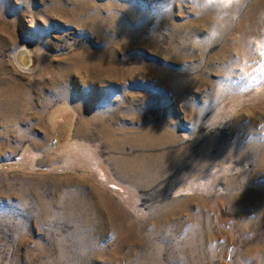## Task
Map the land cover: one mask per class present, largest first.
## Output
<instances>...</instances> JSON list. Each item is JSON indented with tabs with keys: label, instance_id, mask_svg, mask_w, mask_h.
Masks as SVG:
<instances>
[{
	"label": "rangeland",
	"instance_id": "rangeland-1",
	"mask_svg": "<svg viewBox=\"0 0 264 264\" xmlns=\"http://www.w3.org/2000/svg\"><path fill=\"white\" fill-rule=\"evenodd\" d=\"M0 264H264V0H0Z\"/></svg>",
	"mask_w": 264,
	"mask_h": 264
},
{
	"label": "clouds",
	"instance_id": "clouds-1",
	"mask_svg": "<svg viewBox=\"0 0 264 264\" xmlns=\"http://www.w3.org/2000/svg\"><path fill=\"white\" fill-rule=\"evenodd\" d=\"M216 0H203L204 5H212ZM241 0H223V4L226 8H231L234 4H239Z\"/></svg>",
	"mask_w": 264,
	"mask_h": 264
},
{
	"label": "bare ground",
	"instance_id": "bare-ground-1",
	"mask_svg": "<svg viewBox=\"0 0 264 264\" xmlns=\"http://www.w3.org/2000/svg\"><path fill=\"white\" fill-rule=\"evenodd\" d=\"M27 62V61H26Z\"/></svg>",
	"mask_w": 264,
	"mask_h": 264
}]
</instances>
